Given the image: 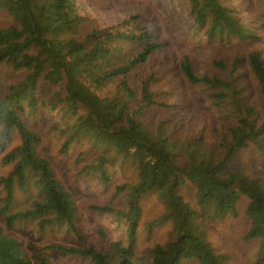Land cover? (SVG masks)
<instances>
[{"label":"trees","instance_id":"trees-1","mask_svg":"<svg viewBox=\"0 0 264 264\" xmlns=\"http://www.w3.org/2000/svg\"><path fill=\"white\" fill-rule=\"evenodd\" d=\"M185 1L196 37L251 45L230 61L213 58L203 73L190 56L182 58L176 81L184 101L189 97L195 112L196 100L204 98L209 115V128L190 135L166 118L170 107L154 99L151 76L133 80L160 58L163 46L138 18L130 22L134 31L100 29L81 15L76 0H0V167L7 170L0 174V264H32L6 232L28 224L40 232L65 229L77 245L52 244L42 251L89 264H230L210 233L241 217V204L249 223L244 240L258 242L264 255L263 178L230 171L239 152L251 147L260 153L258 165L264 163V51L256 45L261 39L238 8L221 0ZM249 79L258 99L248 93ZM151 110L163 115L150 118ZM43 112L60 117L53 129L64 139L62 156L84 145L97 152L84 173L98 174L108 185L111 169L128 164L134 170V181L92 208L99 217L125 223V237L98 246L79 233L78 203L42 150L33 122ZM185 185L194 188L195 205L180 194ZM152 195L164 208L149 230L170 225L169 237L143 246L142 203ZM37 263L54 264L41 253Z\"/></svg>","mask_w":264,"mask_h":264},{"label":"rangeland","instance_id":"rangeland-1","mask_svg":"<svg viewBox=\"0 0 264 264\" xmlns=\"http://www.w3.org/2000/svg\"><path fill=\"white\" fill-rule=\"evenodd\" d=\"M76 1L81 15L97 21L96 24L100 29L116 27L127 32L134 31L130 22L135 17L144 27H149L163 45L160 58L153 60L150 67L142 68L133 77V80L140 81L141 78L152 77L150 89L155 93L154 99L157 103H163L170 107L164 114L167 115L166 118L171 124L176 123V125H184L187 128L181 129V133L184 135L185 133L193 134L205 126L206 129L209 128V115L206 113L205 99L196 100L195 112H191L189 109V106L193 107L189 97L188 104L186 100L184 101L185 90L176 81V71L179 69L180 61L185 56H190L195 63L196 70L203 73L207 71L210 65L209 61L213 58L223 57L230 61L238 53L244 55L251 45L240 42L232 44L233 47L217 45L200 36L196 37L190 29L192 22L185 0ZM221 1L225 6L236 7L240 10L247 28L261 39L256 45L264 51L263 0ZM249 81L251 85L248 93L258 99L257 89L250 79ZM197 92L199 93V90ZM196 113L201 114L200 118H195ZM154 114L163 115V112L151 110L149 117H153ZM58 121H60V117L57 114L48 112L41 113L33 120L43 138L42 150L47 157L51 158L59 179L78 203L79 233L88 243L98 246H102L106 240H119L125 237L127 231L125 223L118 222L108 216L99 217L92 208L98 203L109 202L113 198L112 195L116 193L117 186L134 181V170L128 164L124 169H111L108 172L111 179L108 185L102 182L98 174L84 173L82 170L84 165L91 163L97 156V152L92 150L89 145H84L83 147H73L68 154L62 156L60 150L64 139L53 129L55 122ZM16 141L18 142V140ZM259 155L260 153L252 147L241 150L234 162L230 164V171L245 170L253 176H262L264 181V163L258 165ZM6 172V169L0 167V174ZM180 194L188 203L195 205V193L191 185L183 186ZM241 205V217L218 224L210 233L211 241L219 253L228 256L230 264H264V255L260 258L259 243L244 240L249 223L244 216L245 204ZM163 208L155 195L149 196L143 201V216L138 230L141 245L148 246L153 242L164 243L168 240L170 225L154 226L152 231L149 230V224L162 213ZM0 225L5 228L2 218H0ZM101 231L106 234V237L101 235ZM6 232L18 239L22 250L32 264H38L37 257L40 253L48 257L54 264H89L84 260L66 257L50 250L42 251L43 248L52 244L77 245V240L65 229L40 232L37 227L28 224L18 225L13 231L6 230Z\"/></svg>","mask_w":264,"mask_h":264}]
</instances>
